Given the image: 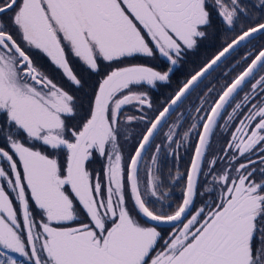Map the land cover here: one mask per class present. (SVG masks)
Returning a JSON list of instances; mask_svg holds the SVG:
<instances>
[{
  "label": "snow or ice",
  "instance_id": "snow-or-ice-1",
  "mask_svg": "<svg viewBox=\"0 0 264 264\" xmlns=\"http://www.w3.org/2000/svg\"><path fill=\"white\" fill-rule=\"evenodd\" d=\"M217 31L234 38L155 104ZM260 37L264 0H0V264H264V47L229 64ZM193 133L174 202L163 168Z\"/></svg>",
  "mask_w": 264,
  "mask_h": 264
},
{
  "label": "flooded vegetation",
  "instance_id": "flooded-vegetation-1",
  "mask_svg": "<svg viewBox=\"0 0 264 264\" xmlns=\"http://www.w3.org/2000/svg\"><path fill=\"white\" fill-rule=\"evenodd\" d=\"M232 38H234V35L231 31L224 32V31H217L216 34L212 37H210L207 41L204 42V44L201 45L199 50L195 52L194 54H190L186 58V63L182 64L177 69H174V72L171 76V81L167 86H160L156 89L152 90V97L155 104L159 105L161 104L170 94L174 93L191 74H194L196 71H198L204 63H206L208 60H210L221 48L224 41H230ZM252 45H256L257 49L260 47H264V37H260L258 39H253L252 44L247 45L245 47L243 44L240 46L238 51L233 54V56L229 60V64H232L235 60H238L241 55L246 54L248 51L252 50ZM204 52H207V57L203 54ZM133 63H147V61L143 59H137L132 61ZM250 62V61H249ZM155 63V62H153ZM247 65L245 63H240L239 66L236 67L235 72H232L229 79L234 78L236 74H238L240 71H242ZM227 67L225 65H221L219 68H217L212 75L208 78V80H205V83H209V81H215L217 77L220 76V74L224 71H227ZM52 79L54 82L59 84L61 80L64 81L62 75H60V72L56 69H52ZM56 72H59V74H56ZM223 82L222 80L220 81ZM217 87H219V84H217ZM201 88H203V85H201ZM247 90V89H246ZM200 92V89H197L196 92H193L190 97H188L187 100L184 101L182 106V111L189 110L192 108L193 102L196 100L197 94ZM243 92L240 94L243 96ZM132 109H127L125 114H131ZM175 119V116H173V120ZM190 121L188 123L184 124L183 129L181 131L187 130L189 127ZM166 131V129H165ZM225 137H222L220 135H217L213 138L212 143V150L214 151L217 147L220 146V144L223 143V139ZM219 141V143H217ZM196 142L195 134L193 133L191 136V141L188 145V151L186 152L185 149L182 147L179 150V156L180 159L178 161H174L173 159L169 158L163 168V176L165 177L164 183L166 186V189H170L171 192V201L178 202L182 197V187H183V179L179 181L177 184L173 185L171 184V181L167 179L169 176V169H172V172L174 174L175 168L178 167L181 172H184L186 170L188 161L191 156V146L194 145ZM129 151L128 145H125V156H127ZM103 162H96L90 167L95 172H100L102 168ZM101 178L104 179L103 175L101 174ZM198 191H203V188L198 189ZM207 195V194H206ZM212 196H215V192L211 194ZM206 198V196H200L197 195L196 197V204L199 206L201 202Z\"/></svg>",
  "mask_w": 264,
  "mask_h": 264
},
{
  "label": "rangeland",
  "instance_id": "rangeland-1",
  "mask_svg": "<svg viewBox=\"0 0 264 264\" xmlns=\"http://www.w3.org/2000/svg\"><path fill=\"white\" fill-rule=\"evenodd\" d=\"M233 35H234V33H233ZM203 54L205 55V57H207V55H208L207 52H204V51H203ZM37 63L39 66H41L42 70L47 72L50 75V77L52 78V76L54 74L52 72V69H55V67L50 64L48 59L46 57L41 56L40 59L37 61ZM56 74H59V72H56ZM60 76H61V74L58 77H60ZM59 85L63 86L66 90H71L70 86L68 85V83L65 80L64 81L61 80ZM101 179H103V178H101ZM12 255H15L17 258H21L23 260V258L19 257L17 254L13 253Z\"/></svg>",
  "mask_w": 264,
  "mask_h": 264
},
{
  "label": "water",
  "instance_id": "water-1",
  "mask_svg": "<svg viewBox=\"0 0 264 264\" xmlns=\"http://www.w3.org/2000/svg\"><path fill=\"white\" fill-rule=\"evenodd\" d=\"M160 227L168 228L169 226L168 225H161Z\"/></svg>",
  "mask_w": 264,
  "mask_h": 264
},
{
  "label": "trees",
  "instance_id": "trees-1",
  "mask_svg": "<svg viewBox=\"0 0 264 264\" xmlns=\"http://www.w3.org/2000/svg\"><path fill=\"white\" fill-rule=\"evenodd\" d=\"M60 83V82H59ZM17 258V257H16ZM18 260H22L21 258H17ZM25 264H26V262H25Z\"/></svg>",
  "mask_w": 264,
  "mask_h": 264
}]
</instances>
